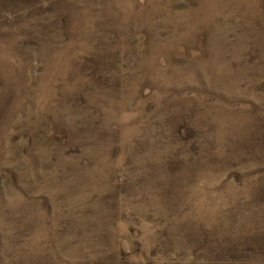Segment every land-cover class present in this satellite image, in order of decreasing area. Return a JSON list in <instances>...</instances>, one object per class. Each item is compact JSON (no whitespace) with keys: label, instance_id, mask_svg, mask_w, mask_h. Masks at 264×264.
Wrapping results in <instances>:
<instances>
[{"label":"rangeland","instance_id":"rangeland-1","mask_svg":"<svg viewBox=\"0 0 264 264\" xmlns=\"http://www.w3.org/2000/svg\"><path fill=\"white\" fill-rule=\"evenodd\" d=\"M0 264H264V0H0Z\"/></svg>","mask_w":264,"mask_h":264}]
</instances>
